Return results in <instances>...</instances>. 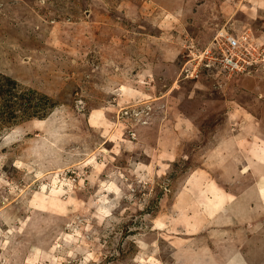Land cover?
<instances>
[{
    "label": "rangeland",
    "instance_id": "374dc122",
    "mask_svg": "<svg viewBox=\"0 0 264 264\" xmlns=\"http://www.w3.org/2000/svg\"><path fill=\"white\" fill-rule=\"evenodd\" d=\"M0 75V264H264V0H0Z\"/></svg>",
    "mask_w": 264,
    "mask_h": 264
},
{
    "label": "built area",
    "instance_id": "2783aa9c",
    "mask_svg": "<svg viewBox=\"0 0 264 264\" xmlns=\"http://www.w3.org/2000/svg\"><path fill=\"white\" fill-rule=\"evenodd\" d=\"M219 45H221L219 46L220 54L212 57L214 63L216 64L215 69L219 71L230 72L233 69L240 71L242 68H244L243 64H238L240 57L239 54H243V45L238 38L232 36L227 37L225 38V42ZM236 57H238V59H235ZM244 63L245 65H247V63L249 64L248 61H244ZM208 66L209 65H207V67Z\"/></svg>",
    "mask_w": 264,
    "mask_h": 264
},
{
    "label": "trees",
    "instance_id": "16d2710c",
    "mask_svg": "<svg viewBox=\"0 0 264 264\" xmlns=\"http://www.w3.org/2000/svg\"><path fill=\"white\" fill-rule=\"evenodd\" d=\"M15 90L18 91L16 82H14V80H12L11 78H8L6 76H1L0 75V99H2L1 102L3 104H4V101L6 100V98L4 96L8 97ZM18 93H20V92H18ZM1 102H0V108L2 107ZM22 103H23V101H21L20 104H22ZM4 105H8V103L5 102ZM16 106H18V104Z\"/></svg>",
    "mask_w": 264,
    "mask_h": 264
}]
</instances>
